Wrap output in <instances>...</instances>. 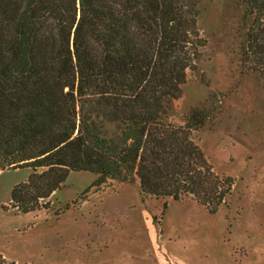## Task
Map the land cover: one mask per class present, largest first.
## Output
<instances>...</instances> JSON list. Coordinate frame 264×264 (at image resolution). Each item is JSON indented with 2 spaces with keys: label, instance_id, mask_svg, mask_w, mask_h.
Masks as SVG:
<instances>
[{
  "label": "trees",
  "instance_id": "trees-1",
  "mask_svg": "<svg viewBox=\"0 0 264 264\" xmlns=\"http://www.w3.org/2000/svg\"><path fill=\"white\" fill-rule=\"evenodd\" d=\"M203 0H0V172L28 167L12 206L33 212L72 171L138 180L143 196H191L211 213L234 179L193 131L209 110L169 120L208 40ZM243 8L239 56L264 78V0ZM0 264H19L0 253Z\"/></svg>",
  "mask_w": 264,
  "mask_h": 264
},
{
  "label": "rangeland",
  "instance_id": "rangeland-1",
  "mask_svg": "<svg viewBox=\"0 0 264 264\" xmlns=\"http://www.w3.org/2000/svg\"><path fill=\"white\" fill-rule=\"evenodd\" d=\"M242 16L239 0L202 1L208 43L169 113L184 125L192 108L209 110L193 137L234 179L227 204L211 213L192 197L143 196L138 180L96 185L97 174L72 171L42 207L22 213L12 190L32 169H11L0 172V252L19 264H264V78L256 62L242 66Z\"/></svg>",
  "mask_w": 264,
  "mask_h": 264
},
{
  "label": "crops",
  "instance_id": "crops-1",
  "mask_svg": "<svg viewBox=\"0 0 264 264\" xmlns=\"http://www.w3.org/2000/svg\"><path fill=\"white\" fill-rule=\"evenodd\" d=\"M56 192V191H55ZM54 192V193H55ZM53 193V194H54ZM191 196H188V197H186L182 202L183 203H188V202H191L192 204H196L194 201H191V200H189V198H190ZM169 202H172V201H169ZM162 225H161V227H162V229H163V237H164V233H165V228L167 227H169V222H162L161 223ZM158 229L156 228V227H150V232H151V237H152V239H155L156 238V234L155 233H157L156 231H157ZM1 254H3L4 255V257L5 258H7L8 260H10V261H13L11 258H9L7 255H5L4 253H2V252H0ZM17 263V262H16ZM112 264V263H111Z\"/></svg>",
  "mask_w": 264,
  "mask_h": 264
}]
</instances>
